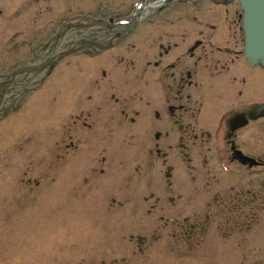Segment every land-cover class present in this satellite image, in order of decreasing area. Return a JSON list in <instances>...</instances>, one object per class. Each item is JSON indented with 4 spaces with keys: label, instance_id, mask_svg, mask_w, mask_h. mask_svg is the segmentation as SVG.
I'll use <instances>...</instances> for the list:
<instances>
[{
    "label": "flooded vegetation",
    "instance_id": "obj_1",
    "mask_svg": "<svg viewBox=\"0 0 264 264\" xmlns=\"http://www.w3.org/2000/svg\"><path fill=\"white\" fill-rule=\"evenodd\" d=\"M39 1L0 0V28ZM208 1L68 0L77 13L56 20L52 40L59 46L68 34L70 49L58 51L53 65L72 52L100 57L97 86L117 91L120 79L131 92L125 99L114 92L96 107L106 122L126 123L118 132L107 124L104 137L140 151L134 170L147 194L138 207H147L130 234L134 255L149 260L164 248L173 263H187L212 250L210 264H264V67L247 56L239 2ZM35 31L29 37L38 41ZM41 66L20 68L2 83ZM93 122L85 124L96 134ZM117 147L105 139L88 168L92 177L107 173Z\"/></svg>",
    "mask_w": 264,
    "mask_h": 264
},
{
    "label": "rangeland",
    "instance_id": "obj_2",
    "mask_svg": "<svg viewBox=\"0 0 264 264\" xmlns=\"http://www.w3.org/2000/svg\"><path fill=\"white\" fill-rule=\"evenodd\" d=\"M58 1L40 0L33 13L0 28V264H102V259L104 264H210L212 250L187 263H173L164 248L151 252L149 260L132 253L137 248V240L130 238L133 224L139 214L146 218L142 211L147 207H138L147 194L145 177L134 170L140 151L125 139L105 138L107 124L118 132L126 123L106 122L96 107L114 92L122 99L131 92L121 90L120 79L114 80L117 91L97 86L100 57L72 52L53 65L70 49L68 34L60 47L52 40L56 20L77 13L68 0ZM35 29L38 41L29 37ZM35 64L43 66L38 73L28 72L34 74L33 83L26 85L23 71L11 86L2 83ZM85 122L97 124L98 133ZM105 139L119 147L111 153L107 173L92 177L88 168Z\"/></svg>",
    "mask_w": 264,
    "mask_h": 264
},
{
    "label": "water",
    "instance_id": "obj_3",
    "mask_svg": "<svg viewBox=\"0 0 264 264\" xmlns=\"http://www.w3.org/2000/svg\"><path fill=\"white\" fill-rule=\"evenodd\" d=\"M239 2L243 11L247 56L252 63L264 66V0Z\"/></svg>",
    "mask_w": 264,
    "mask_h": 264
}]
</instances>
